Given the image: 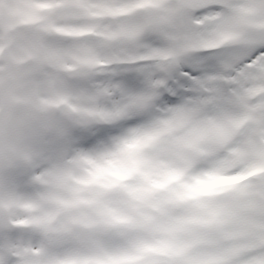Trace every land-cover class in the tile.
Masks as SVG:
<instances>
[{"label": "snow or ice", "instance_id": "obj_1", "mask_svg": "<svg viewBox=\"0 0 264 264\" xmlns=\"http://www.w3.org/2000/svg\"><path fill=\"white\" fill-rule=\"evenodd\" d=\"M0 264H264V0H0Z\"/></svg>", "mask_w": 264, "mask_h": 264}]
</instances>
